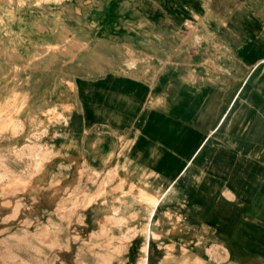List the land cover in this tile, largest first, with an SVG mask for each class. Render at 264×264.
I'll list each match as a JSON object with an SVG mask.
<instances>
[{
	"label": "crops",
	"instance_id": "0c3cea01",
	"mask_svg": "<svg viewBox=\"0 0 264 264\" xmlns=\"http://www.w3.org/2000/svg\"><path fill=\"white\" fill-rule=\"evenodd\" d=\"M124 2L131 9L126 14L127 22L142 27L133 28L129 36L172 39L173 44L163 48L171 57L157 65V74L148 84L156 85L157 90L147 98L148 85L135 86L127 81L124 85L132 95L122 102V113L115 109L102 113L93 110L85 119L101 120L105 116L116 128L120 122L128 135L126 140L133 136L136 127L135 138L122 144L116 159L112 158L113 153L89 152L95 150L91 144L100 142V137L94 136L85 144L79 142L77 150H87L89 154L74 160L75 155L68 152V159L46 162L39 179L31 180L39 186L38 192L29 188L6 196L0 193V246L5 245L7 231L35 225L39 215L46 216L53 210L60 196L84 184V178L71 174L70 169L82 165L85 169L79 172L83 176L87 172L101 174L97 168L105 167L103 178L110 170L108 182L114 186L111 191H128L124 198L135 200L134 207H116L126 215V224L132 223L136 213L147 214L137 200L142 190L153 193L174 183L168 202L179 195L184 227L176 230L170 220L166 228L176 230L169 238L188 250L189 262L211 264L208 257H212L219 263L264 264V0ZM117 5V0H111L102 12L107 21L106 31L118 21ZM249 32L258 38H252ZM249 52L253 54L250 63L241 56ZM240 65H244L241 73ZM230 79L234 81L229 88ZM110 85L112 82L105 86ZM134 87L141 90L136 99ZM155 95L168 97L167 110L151 112L148 105L135 110V101L155 102ZM94 96L99 103L106 100L100 93L95 92ZM65 108L68 109L61 110L62 115L46 138L48 145L60 146L62 150L69 135V127H63L68 123ZM172 113L176 121H166ZM26 163L18 166L31 167L35 160ZM182 180L186 181L185 189L180 186ZM54 183L61 185L59 191L51 186ZM5 199L10 200L6 205ZM168 202L159 206L158 215L163 209L170 210ZM50 214L54 216V212ZM130 232L132 224L126 229V233ZM176 235L186 238L180 240ZM187 240L202 245L193 247L195 252L203 253L207 247L208 252L197 258Z\"/></svg>",
	"mask_w": 264,
	"mask_h": 264
},
{
	"label": "rangeland",
	"instance_id": "374dc122",
	"mask_svg": "<svg viewBox=\"0 0 264 264\" xmlns=\"http://www.w3.org/2000/svg\"><path fill=\"white\" fill-rule=\"evenodd\" d=\"M109 1L0 0V161L5 163L0 170L9 175L4 181L0 179L3 196L29 188L38 192L39 186L31 180L39 179L46 162L68 159V152L75 155L74 160L89 152L113 153L112 158L116 159L115 154L122 144L135 138L136 127L133 136L126 140L128 135L120 122L116 128L108 117L88 120L85 116L93 110L102 113L115 109L122 113V102L125 103L126 98L132 95L127 93L124 84L130 81L137 86L153 82L157 65L171 57L164 53L163 48H169L173 40L158 36L149 39L129 36L133 28L141 30L142 27L141 24L127 22L126 14L131 13V9L125 0H117L115 13L118 21H114L111 30L106 31L107 21L101 15H104L102 12ZM128 19L131 20L132 16ZM249 34L258 38L251 32ZM241 56L250 63L253 54L249 52ZM242 67L244 65L239 66L240 73ZM233 81L230 79L229 88ZM111 82L112 85L105 86ZM136 88L135 99L140 90ZM145 90L147 98L157 87L148 85ZM95 92L106 99L104 103L97 102ZM139 92L141 94V90ZM154 98L155 102L148 104L135 101V110H143L147 105L151 112L168 109L170 103L166 95H155ZM64 107L68 108L64 110L68 123L63 127H69V135L62 150L60 146L48 145L46 138H49L47 132L57 124ZM174 117L173 113L168 114L166 121H176ZM94 136L101 140L91 144L95 150H77L79 142L85 144ZM43 150L54 153L53 157L40 161ZM33 159L35 163L31 167L18 166L24 161L30 164ZM94 168L89 167V170ZM70 169L71 174L77 173L79 178H84V184H78L68 195L60 196L53 210L47 211L46 216L39 215L37 223L29 225L30 229L22 225L18 226L21 229L7 231L5 245L0 246V264H136L140 237L127 252L114 254L120 236L128 234L127 226L132 224V230L137 229L143 220V216L136 213L134 215L140 217L133 215L132 223L126 224V215L116 207H134L135 200L131 202L124 198L126 193L111 191L114 186L111 188L108 182L110 170L102 178L105 167L97 168L101 174L87 172L84 176L79 172L85 169L84 166ZM100 177L96 183L95 179ZM105 182L109 193L101 192ZM51 186L55 191L61 189V185L56 183ZM180 186L185 189L186 181L182 180ZM135 193L132 190L131 194ZM3 202L6 205L10 200ZM181 204L179 195L168 202L176 230L184 227V216L179 213ZM19 208L20 205L14 210L16 215ZM175 237L180 240L186 238ZM180 243L184 245L185 240ZM189 244L197 258H203L208 252V247L203 253L195 252L193 247L201 248L202 245ZM160 256L161 251L153 242L152 261ZM189 259L188 250L177 245L167 264H193ZM208 259L211 264H230L229 261L219 263L212 257Z\"/></svg>",
	"mask_w": 264,
	"mask_h": 264
},
{
	"label": "bare ground",
	"instance_id": "6f19581e",
	"mask_svg": "<svg viewBox=\"0 0 264 264\" xmlns=\"http://www.w3.org/2000/svg\"><path fill=\"white\" fill-rule=\"evenodd\" d=\"M39 152L41 153V151H39ZM42 152H44V150ZM53 155H54V153L49 152V151H45L44 153H42V155L40 157V161L48 160L51 157H53ZM4 164L5 163L0 161L1 167L3 166V168H4ZM8 170H9V168H8ZM8 170L6 173H9ZM120 171H121L120 168H118V173H120ZM21 175H23V174H21ZM7 177H9V175L2 173L0 170V179L1 180L3 179V181H4L5 179H7ZM124 178H127V177H124ZM118 179H119V177H118ZM89 180H90V178H89ZM27 181H29V180H27ZM102 185H103L102 188L104 191H101V192L109 193L108 183L105 182ZM2 186H3V184H2ZM174 188H175L174 183H170L163 190L156 189L153 193H150L144 189L140 192L139 198H137V200L139 203H141L140 205H143L145 207V211L147 212V214L145 216H143V220H142L139 228L133 229L132 232H130L128 234H123L120 236L119 243L116 244L114 254L116 253L118 255L119 254L121 255L122 253L127 252L129 250L131 244L138 237H140L141 238V244L139 247V256L137 258L136 264H167V263H170L171 257L174 255V252L177 249V244L173 239L169 238V235L174 234L176 232V230L173 229L174 226H173V228H166V224L170 220H172L171 210L163 209L162 213L159 215H158V212H159V206L164 205L165 203L168 202L169 196L171 195ZM112 189H114V188H112ZM114 191L118 192V194H119L118 190H114ZM126 193H128V191ZM99 194H101V193H99ZM99 194H98V196H99ZM107 209H105V210H107ZM134 217L137 218L140 216L134 215ZM102 222H104V221H102ZM105 222H106V224L108 223V221H105ZM53 237H55V236H53ZM56 239H58V238H56ZM53 240L57 241L55 239H53ZM153 242H155L157 244V246L159 247V250L161 251V256L156 261H152V258H151L152 243ZM161 258H164V259L162 260Z\"/></svg>",
	"mask_w": 264,
	"mask_h": 264
}]
</instances>
